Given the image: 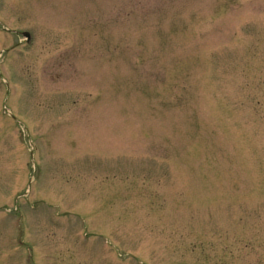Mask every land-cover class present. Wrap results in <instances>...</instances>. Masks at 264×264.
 <instances>
[{
    "label": "rangeland",
    "instance_id": "1",
    "mask_svg": "<svg viewBox=\"0 0 264 264\" xmlns=\"http://www.w3.org/2000/svg\"><path fill=\"white\" fill-rule=\"evenodd\" d=\"M0 264H264V0H0Z\"/></svg>",
    "mask_w": 264,
    "mask_h": 264
}]
</instances>
